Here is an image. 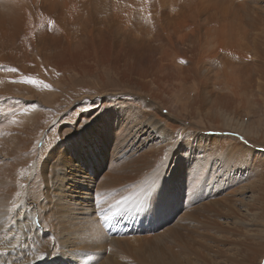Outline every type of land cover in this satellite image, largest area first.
I'll list each match as a JSON object with an SVG mask.
<instances>
[{"label":"bare ground","instance_id":"1","mask_svg":"<svg viewBox=\"0 0 264 264\" xmlns=\"http://www.w3.org/2000/svg\"><path fill=\"white\" fill-rule=\"evenodd\" d=\"M260 109L264 0H0V264H258Z\"/></svg>","mask_w":264,"mask_h":264},{"label":"rangeland","instance_id":"2","mask_svg":"<svg viewBox=\"0 0 264 264\" xmlns=\"http://www.w3.org/2000/svg\"><path fill=\"white\" fill-rule=\"evenodd\" d=\"M42 94H44V92ZM72 110H74V109H71V111ZM262 111L263 110H261V109L258 110V112H259L258 117H259L260 121H263L262 123L264 124V120H262V119H264V113H263L264 111L263 112ZM261 112L263 113V115H262ZM63 117H65V118H67V120H69L68 119L69 113L68 114H64L61 118H63ZM189 124L190 123L188 121H184L183 122V125H185V126H188ZM150 134H151V137L154 136V133L150 132ZM79 163H80V161H79ZM80 164H83V162L81 161ZM75 193H78V192L75 191ZM245 196H246L245 197V200L246 201H249L251 199V197H249L250 194L248 192L246 193ZM252 203H251V205H252V207H253L252 209H254V211H251L250 215H246L244 213H240V214H243V215H241V219L244 222L243 221L237 222V225L238 226L235 228L236 230H235L234 234L233 233H230L231 236L230 235L229 236L231 237V239L236 240L239 237V235H238L239 229H242L243 231H245V232H247L248 234L251 235L250 238H249V241L246 242V244H248V245L249 244H251V245H258L259 243L264 242V234H263L264 233V221H263L264 220V215H262V216L259 217V216H256L255 213H261L262 210L264 211V202L262 200H259V201H255L253 204ZM237 204H236V207H241V204H239V203H237ZM242 209L244 210V208H242ZM244 211H246V210H244ZM231 220L233 222H231ZM231 220H230L231 225H234V220L232 218H231ZM246 229H248V230H246ZM252 237L255 239L254 241H252L253 240ZM227 248H230V247H227ZM221 260L223 261L224 259H221ZM257 262H259L258 264H263L264 263V257L261 258V259L258 258Z\"/></svg>","mask_w":264,"mask_h":264},{"label":"snow or ice","instance_id":"3","mask_svg":"<svg viewBox=\"0 0 264 264\" xmlns=\"http://www.w3.org/2000/svg\"><path fill=\"white\" fill-rule=\"evenodd\" d=\"M11 71H16V69H11ZM27 82H28V83H31V84H36V83H38V81L33 80V79H30V78L27 80ZM110 218H111V217H109V216H105V217H104V219H106V220H107V219H110Z\"/></svg>","mask_w":264,"mask_h":264}]
</instances>
